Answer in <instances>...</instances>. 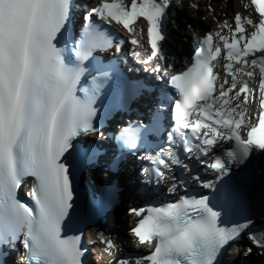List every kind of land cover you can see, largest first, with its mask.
I'll use <instances>...</instances> for the list:
<instances>
[{
    "label": "snow or ice",
    "instance_id": "6c2138e0",
    "mask_svg": "<svg viewBox=\"0 0 264 264\" xmlns=\"http://www.w3.org/2000/svg\"><path fill=\"white\" fill-rule=\"evenodd\" d=\"M240 3L236 0L237 7ZM243 3L247 15L226 8L220 17H204L193 30L189 65L166 77L171 0H97L83 12L78 34L69 28L73 0H0V249L8 250L0 251V264L10 251L19 254L17 264H84L82 234H65L73 221V181L82 162L74 155L73 138L98 131L93 118L109 92H143L141 85L123 79L115 63L105 64L97 55L112 49L119 53L125 43L105 24L115 23L132 37L128 55L164 85L157 86L148 122L117 126L111 136L115 156L135 151L150 133L163 135L140 154L145 165L136 172L142 181L157 184L170 178L172 165L184 171V157L216 173L217 180L228 174V165L246 157L249 147L264 157V0ZM134 17L150 33L153 51L147 57L136 50L140 39ZM145 35L141 28L139 36ZM242 101H251L253 110L242 112ZM221 140L231 144L222 156L208 162L200 158ZM186 175L213 188L194 172ZM26 177L32 179L30 204L18 192ZM170 179L165 192L172 193L176 185L184 189L182 179ZM125 211L137 217L129 234L149 249L135 264H218L224 247L245 230L251 247L244 253L264 249V228L251 219L221 227V213L209 206L208 196L179 195L159 206ZM100 243L109 255L118 250L103 236Z\"/></svg>",
    "mask_w": 264,
    "mask_h": 264
},
{
    "label": "bare ground",
    "instance_id": "6f19581e",
    "mask_svg": "<svg viewBox=\"0 0 264 264\" xmlns=\"http://www.w3.org/2000/svg\"><path fill=\"white\" fill-rule=\"evenodd\" d=\"M177 15L183 20L181 22L177 19L175 22L174 30L169 32V41H175L178 39L185 40L186 43L193 40V30L196 26L200 24L201 12L200 10L194 11L191 8L182 6L183 13L178 12L179 8L174 6ZM199 17V18H198ZM178 18V17H177ZM184 42V43H185ZM123 174L120 176V184H122L121 190L119 192V203L117 205V211L114 212V215L110 217V221L113 223L112 232L117 234V240L120 242H126L131 245V240L125 234V225L130 217L126 216V207L131 203L130 190L131 188L127 187L124 184H127L130 181V177ZM106 176V175H104ZM128 195V197H127ZM126 206H125V205ZM125 206V207H124ZM119 225V226H118ZM245 254L243 250L236 249V247H231L225 256L223 263L225 264H245V257L242 255ZM258 260L255 258L251 263L255 264ZM133 264V263H131Z\"/></svg>",
    "mask_w": 264,
    "mask_h": 264
},
{
    "label": "rangeland",
    "instance_id": "374dc122",
    "mask_svg": "<svg viewBox=\"0 0 264 264\" xmlns=\"http://www.w3.org/2000/svg\"><path fill=\"white\" fill-rule=\"evenodd\" d=\"M178 12H180V13H183V11H178ZM199 18V17H198ZM199 22H201V19L200 20H198ZM172 30H174V29H172ZM178 41L179 42H182V43H184L185 42V40H182V39H178ZM186 43V42H185ZM187 44V43H186ZM127 197H128V195H127ZM129 198V197H128ZM125 205V204H124ZM126 206V205H125ZM124 206V207H125Z\"/></svg>",
    "mask_w": 264,
    "mask_h": 264
},
{
    "label": "water",
    "instance_id": "95a60500",
    "mask_svg": "<svg viewBox=\"0 0 264 264\" xmlns=\"http://www.w3.org/2000/svg\"><path fill=\"white\" fill-rule=\"evenodd\" d=\"M261 160H262V162H264V158L263 157H261ZM115 211H117V207L115 208Z\"/></svg>",
    "mask_w": 264,
    "mask_h": 264
}]
</instances>
